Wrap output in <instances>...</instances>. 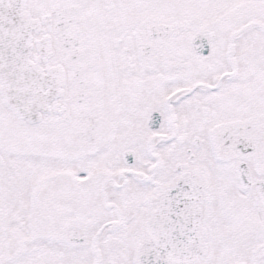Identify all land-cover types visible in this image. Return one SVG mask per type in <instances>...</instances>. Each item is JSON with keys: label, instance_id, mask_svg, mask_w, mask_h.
<instances>
[{"label": "snow or ice", "instance_id": "1", "mask_svg": "<svg viewBox=\"0 0 264 264\" xmlns=\"http://www.w3.org/2000/svg\"><path fill=\"white\" fill-rule=\"evenodd\" d=\"M0 264H264V0H0Z\"/></svg>", "mask_w": 264, "mask_h": 264}]
</instances>
